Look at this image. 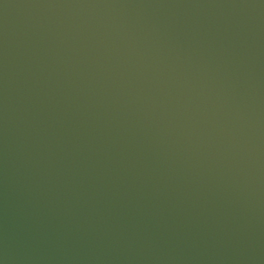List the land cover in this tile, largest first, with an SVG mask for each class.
Masks as SVG:
<instances>
[{
	"label": "water",
	"instance_id": "water-1",
	"mask_svg": "<svg viewBox=\"0 0 264 264\" xmlns=\"http://www.w3.org/2000/svg\"><path fill=\"white\" fill-rule=\"evenodd\" d=\"M0 264H264V0H0Z\"/></svg>",
	"mask_w": 264,
	"mask_h": 264
}]
</instances>
